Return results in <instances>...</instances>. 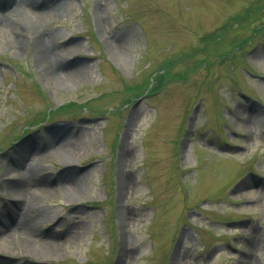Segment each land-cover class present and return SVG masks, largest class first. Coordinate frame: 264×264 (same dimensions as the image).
Instances as JSON below:
<instances>
[{
  "label": "rangeland",
  "instance_id": "obj_1",
  "mask_svg": "<svg viewBox=\"0 0 264 264\" xmlns=\"http://www.w3.org/2000/svg\"><path fill=\"white\" fill-rule=\"evenodd\" d=\"M52 8L38 24L81 75L57 84L30 35L0 38V209L24 157L42 183L30 229L56 251L0 242V264H264V0ZM57 138L66 160L44 146Z\"/></svg>",
  "mask_w": 264,
  "mask_h": 264
},
{
  "label": "bare ground",
  "instance_id": "obj_2",
  "mask_svg": "<svg viewBox=\"0 0 264 264\" xmlns=\"http://www.w3.org/2000/svg\"><path fill=\"white\" fill-rule=\"evenodd\" d=\"M63 1L0 0L1 40L9 39L13 42L12 44L21 43L23 41L20 36L22 33L30 35L34 41L33 48L38 55L41 70L57 84L65 83L69 77H79L81 73L64 69L55 63L54 50L52 51V48L48 47L49 42H54V39L43 31L38 23L44 8L52 4V11H54ZM44 146L52 154H57L61 159H67V155L58 138L47 139ZM25 160L26 158L24 157H16L14 158L13 166L9 168L13 179L8 186L10 200L4 208L0 209V242L4 243L8 248L13 246L17 247L16 249L23 248L28 251L25 253L49 258L56 251V237L51 233L38 235L34 230L30 229L31 222L26 217L31 210L30 204L27 207L26 203L28 201L32 203V201L36 200L37 193H39L36 191H40L38 188L33 189L31 185L42 183H38L39 181L35 177L37 172L31 166H28ZM62 177L65 178L63 184H60L65 187L62 189H67L71 196L80 197L83 195L81 185L77 179L69 177V173L67 176L62 175L59 177V180L64 179ZM244 262L245 264H255L249 257H246Z\"/></svg>",
  "mask_w": 264,
  "mask_h": 264
},
{
  "label": "trees",
  "instance_id": "obj_3",
  "mask_svg": "<svg viewBox=\"0 0 264 264\" xmlns=\"http://www.w3.org/2000/svg\"><path fill=\"white\" fill-rule=\"evenodd\" d=\"M251 13V9H248L247 11H246V13L245 14H247V15H249ZM240 17V16H239ZM242 19H244V18H242ZM228 28H229V26H228ZM227 28V29H228ZM227 29H225V31H227ZM217 34H214V35H205L201 40H202V42H203V45H207V43L206 42H209V43H211L212 42V38H213V42H215L216 41V39H217V37H215ZM211 36H213V37H211ZM221 36V35H220ZM220 36H218V37H220ZM206 40V41H205ZM221 41L222 40H218V42H216V45H218V44H220L221 43ZM195 51H197V50H195ZM199 51V50H198ZM165 76V75H164ZM149 95H151V94H149ZM73 104V103H72ZM67 105H70V104H67ZM67 105H65V106H67ZM74 105H75V103H74ZM62 108H64V106L62 107ZM62 108H60L59 110H55V111H50L49 113H48V116L49 117H51L53 114H57V113H59L60 112V110L62 109ZM38 122V121H37Z\"/></svg>",
  "mask_w": 264,
  "mask_h": 264
}]
</instances>
